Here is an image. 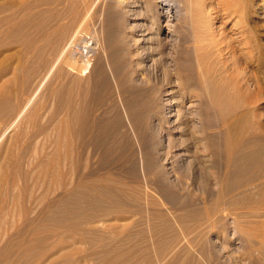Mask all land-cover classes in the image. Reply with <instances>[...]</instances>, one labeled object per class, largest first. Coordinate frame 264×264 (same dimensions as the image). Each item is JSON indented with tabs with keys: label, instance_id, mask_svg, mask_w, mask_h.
Returning <instances> with one entry per match:
<instances>
[{
	"label": "bare ground",
	"instance_id": "6f19581e",
	"mask_svg": "<svg viewBox=\"0 0 264 264\" xmlns=\"http://www.w3.org/2000/svg\"><path fill=\"white\" fill-rule=\"evenodd\" d=\"M163 1L166 0H149V7L145 5L140 6L142 8L141 10L140 8L137 9V14L133 15L134 21L137 19H143L144 22H136L132 25V28L130 29L133 31L135 39L133 42H129L128 44L122 43L121 35L123 31L120 25H118V21L116 19L117 17L109 12H105L106 14L104 15L105 18L103 28L106 30L107 35L103 45L101 46V53H103L102 57H104V63H108L112 74L117 79V83H119L117 90L119 95H123L124 97L122 100L128 111L126 113H128L130 120H132V124H137L136 126H141L142 124L149 126V122L153 120V118L156 120L159 118L154 115L156 107L153 97L155 94L171 96L169 98L177 97L179 99L181 96L183 99H189L198 96L197 90H199V88L202 90L204 98L196 104L197 110L195 112L188 113L187 115L185 114V118H183L185 119V124L183 123L184 126L182 128L178 127L179 131H181L178 134L180 138L177 140L170 139L171 136H169L166 148L163 150L165 153L162 152L163 154H161V160L168 162L169 159L172 158H169L172 150L177 147L182 148L180 152L185 153L184 157H186V162L189 158L191 159L190 169L193 171L194 176H203L206 178L202 187H206L208 189L212 186L215 187L221 192V199L224 198L225 201L219 205L216 204L217 206L215 205V207L212 206V209L204 207V210L191 211L187 210L188 208H185L184 211H187L181 215L178 213L171 214L172 212L159 211L151 213L150 210H147L146 207L148 205L146 206V204H149L150 206H158V202L155 200L156 198L148 193L150 186L149 183L146 182L148 181L147 178L146 181L144 179L143 183H128L121 178H118V176L116 177V175L114 176L110 173L103 175L97 174L88 169L89 160L91 159L90 155H92L89 154V152H87L84 156V166L82 168L83 171L80 176L81 178L78 176L80 180L73 177V175L75 176L76 174L74 173L76 163L72 162L74 154L69 150V141L72 140L73 142V138H75L73 136L76 134L79 136L80 140L81 137H84L88 133L92 134L96 132L97 126L94 124L89 125V122H86L88 119L83 121L85 120V103L86 101H89L86 100V98H88V92L91 88H89L90 85L87 86L88 84L86 82V86L85 84L83 86L81 85V77L89 73L88 70L91 66L92 55H89V57H86L87 55L82 56L83 54H78L75 49L77 42L80 40L79 35H81L82 30L87 23L86 19L89 18L87 16V10H89L90 6L87 0H71L68 10L70 18L69 22H66L67 24H65V26H62V24L60 26V23L63 20L62 18L65 16V11L62 10L60 13L58 12L62 18L60 17L61 19H59V26L57 28H54V24H52V22L50 23L52 27L47 23L50 27L49 29L54 28L53 30H56L60 28V30H56V32L51 34L48 32V34H43L45 29H47L43 23V21H45V16L37 15L30 20L35 26L34 36L21 33L19 42L23 47L29 46L30 44L38 45L37 43L41 42L39 43L41 45L33 51L35 52L33 60L35 64L33 62L31 63L34 65L40 64L43 67L38 68L40 67L39 65L36 70L34 67V70L32 72L30 71V73L26 72L27 69L24 70V68H22L20 85L22 87H27L32 77L37 78L39 74H43L44 70L46 72L34 88L30 99L20 111L18 110L19 112L14 116V118H12L6 127L4 134H2L4 136L12 128L16 126L19 127V125L23 124L29 115L27 114V111L31 108V105L35 103L40 93L44 90L45 92L49 91L53 96L51 98L54 99V103H52V105H54L53 107H55V110L53 112L51 111L52 114L56 116L57 111L59 112L60 110H64V123L69 130L68 133L63 135V138L66 139V150L68 151L65 155H67L69 159L72 158L70 160L72 163L67 164L69 165V171L67 172L69 175L67 174V176H71L79 182H77V184L74 183L70 177L67 181L68 183L66 182V185L64 184L62 187H58V190L61 188L63 190L62 193H65V195L59 197L57 200H51L52 202L49 201L50 203L47 207L44 204L43 207H45V209L42 208L44 209V212H39L42 214L40 219L38 217L36 219V216L35 218H30L29 216V218H27L25 216L27 219L24 224L20 223L23 225V228L21 227V229L18 230L19 233L17 234V237L22 238V234L24 233H27L32 237L39 234V232L41 233L42 230L47 232L50 231V234L51 232L52 234L55 233V231L59 228H66L68 231V228L73 225V228H80L84 238L89 239L91 243L95 245L94 253L97 255L101 254L103 258L101 264H211L212 259L214 258L213 256L217 255V250L215 249V241L217 239L214 241L215 246L213 243H209L211 247V251L209 252V250H207V237L214 234L220 224H225V221L229 216L233 219V222L232 220L230 221L234 223L233 225L235 226L236 233L245 234L247 236V238H245L248 241L249 248L256 256L254 260L257 261L258 264H264V237L259 235L261 234V229L255 226L254 222L255 218L260 220L264 219V140H248L245 142H239L232 139L238 131H236V129L242 127L244 124L251 126L254 123H263L264 121V85L261 83L263 80L261 81L255 75V70H253L250 66L252 64L249 65L242 62V58L239 55V52H241L239 51V47H242L245 43V37L248 35L242 27L243 22L241 14L240 12H234L232 10V1L234 0ZM26 6H28V4ZM88 6L89 8H87ZM45 8H48V4ZM79 8H82V10L79 11ZM116 8L117 7L115 6V9ZM249 9L250 8H248V10ZM21 11L23 13V10ZM56 11L54 13H57ZM49 13H51V11ZM54 13H51V18L56 15H54ZM24 14L25 13H23V15ZM9 15L10 14H8V16ZM47 17L48 16H46V18ZM164 18L167 19V21L164 22L165 24L163 23ZM249 23H251L250 20ZM20 25L21 29H24L26 27V22L24 21ZM1 31L3 30L1 29ZM157 39L159 40L158 45L156 42ZM2 42L3 41H1V44ZM245 44L244 46L246 47ZM167 46H171L172 49L169 53L165 51ZM262 52L264 53V51ZM246 54L248 58L253 59L252 54ZM255 55L256 54H254V56ZM53 56H55V58L52 60L51 57ZM100 56L101 54L98 55L99 58ZM101 60L102 59H99L98 61ZM167 60H170V69L172 70L171 73L168 72L169 74L166 72V75L163 69H161V66H165ZM213 60H218L219 64L214 63ZM62 63L65 66V70L62 67L59 68ZM139 64L143 65L141 69H138L137 67ZM167 65H169V63H167ZM154 75H156V77H154ZM163 75H169L170 78L175 77L177 80L176 85L171 88L168 86L170 88L169 90H162L160 85H163V83L161 84L160 82H162L161 79L163 78ZM142 76L146 77V79L142 78ZM134 77L144 79L142 87L136 88L132 85L126 87L128 81ZM165 82L167 83V81ZM171 84L172 83H170V85ZM163 86L166 87L165 85ZM6 100L7 101H5L2 105V109H0L1 119H4L2 118L3 115L6 114L9 117V115H11L10 113L15 111L14 103L7 98ZM51 102H53V100ZM177 102L178 101H176V103ZM38 103L39 101L36 102L35 108L38 106ZM176 103L174 101L173 104L175 105ZM53 107L51 106V108ZM178 110L180 111L181 109L179 108ZM178 110H170L165 113L167 115L171 114V116L172 113H176L178 115V113H181ZM31 112H34V109H32ZM238 113H240V115ZM194 119L198 120V123H196L198 124L196 130L191 129L192 126L189 127V124L193 122ZM104 121L105 116H100V122L103 123ZM84 122L88 125H84ZM76 126H78L77 131L79 133L76 131ZM134 128L136 129L138 127ZM263 128L264 127L261 126V129ZM139 130L140 129L138 128L137 131ZM146 132H148V130H146ZM149 138L150 137H148V140ZM140 139L142 140V138ZM145 141L146 140L144 139L143 142ZM150 142L151 141H149V144ZM147 157L148 156H146V158ZM147 163L145 167L146 173L151 172V163ZM79 164L80 163L78 162L77 165ZM181 169H183V167L180 168V170ZM162 171V175L164 176L168 174L167 172H169H164V170ZM172 172L179 174L176 167L173 168ZM79 174L80 173H78V175ZM166 176V179L164 180L167 182L163 180L164 184L169 182V175ZM209 176L215 178L214 183L209 182V179L210 181L212 179H207ZM67 178L68 177H66V179ZM57 179L54 180V183L56 181V183L59 184ZM161 184L159 185L161 186ZM51 192H53V190ZM55 192H53V195ZM40 200L41 203H43L42 199ZM161 203L163 202H160V204ZM38 205H40V203ZM36 211L33 210V212H31L32 215L35 214ZM113 212L117 214L130 215L132 218L136 216H139L140 218L136 221L134 220L121 232V236L123 235L122 241L116 243L113 242V245L110 247L108 246L109 244L103 245L102 241L112 239L116 236L98 234L91 229H87V227L89 224H95L105 220ZM71 219L77 220L75 223L72 221L74 224H70ZM247 219H254V221H247ZM155 220H158L159 223L151 225L150 223ZM262 221L264 223V220ZM146 222L149 223L148 228L143 227L144 223L145 225H148ZM187 222L193 223H190L189 225ZM174 223H180L179 225L184 223V226L179 229L180 227L176 228ZM244 224H248L250 227L253 225L252 227L254 232L251 231V234L247 232V228H244ZM256 225L258 224L256 223ZM254 226L257 227V229H254ZM10 229L8 232H11ZM255 230H260V233L257 231L258 235L255 234ZM15 237L16 236H14V238ZM25 237L26 235L23 238ZM12 240L15 241L14 239H11V241ZM67 240L69 239L67 238ZM12 243L13 242H11V244ZM27 244H25V246ZM13 246V248L16 249H14L13 252L17 253V250H23V248H21L22 246H17V244ZM11 247L12 245H9V248ZM6 249L7 247L0 250V255H2L1 257H3ZM31 252L29 251V253ZM13 254L16 255L15 253ZM34 256L33 254H30L25 259L33 261L35 260ZM7 259L4 258L5 261L2 263L12 264L7 261ZM35 262H37V260ZM64 264H67V262Z\"/></svg>",
	"mask_w": 264,
	"mask_h": 264
},
{
	"label": "rangeland",
	"instance_id": "374dc122",
	"mask_svg": "<svg viewBox=\"0 0 264 264\" xmlns=\"http://www.w3.org/2000/svg\"><path fill=\"white\" fill-rule=\"evenodd\" d=\"M70 1L71 0H40L39 2V0H0V7H1L0 8V15H1L0 16V31L1 29L3 30L0 32V44H1V41H3L2 44L0 45V65L2 64L0 67V109H2V105L4 104V102L7 101L6 98L8 100H11V102L14 103L15 105V111L13 113H10L11 115H9V117L5 114L2 117L4 119L0 118V231H1L0 232L1 234L0 235V250H3L5 249V247H7L6 252L3 254V257H1L2 255H0L1 264H3L2 262L5 261L4 258L5 259L8 258L9 260L7 259V261L11 262L12 264H16V263L17 264H23V263L24 264H64L66 262L67 264H99V263L101 264V261L103 260V258L101 254L97 255L94 253L95 245H93V243H91L89 239L84 238L80 228L78 227L73 228V225L72 227L68 228V231L66 228L64 229L59 228L58 230H56L57 233L55 231V233L52 234L51 232L50 234V231L47 232V231L42 230L41 233L39 232V234L34 235L32 237L31 235L27 233L22 234L23 235L22 238L17 237V234L19 233L18 230H20L21 227L23 228V225L21 224H24L27 218L29 217L35 218L36 216V219L37 217L40 219V217L42 216L41 213H43L44 212L43 210L45 209V207H43L44 204L47 207L48 204L50 203L49 201L57 200L59 197H62L65 195V193L64 194L62 193L63 190L61 188L58 190V187H62L64 184L66 185L68 183L67 181L71 177V176H67V174L69 175V173H67L69 171L68 169L69 165L67 164H71L72 162H75L76 167H75L74 173L76 174L75 176L73 175V177L75 179L81 178L80 176L83 171L82 168L84 166V156L87 152H89V154H92L90 155L91 159L89 160L88 169L92 170L93 172L97 174L103 175L106 173L107 174L110 173V174H113L114 176L116 175V177L118 176V178H121L122 180L128 183H138V182L143 183L144 179L145 181L148 179L149 182L146 181L147 183H149V186H150L148 193L151 194V196H153L154 198H156L155 200H157L158 202V206H150L149 204H146V206L148 205L146 207L147 210H150L151 213H155L159 211V212H170V213L172 212L171 214L178 213L179 215H181L187 210H191V211L199 210L200 211V210H204V207L208 209H212L213 208L212 206L215 207L216 204L219 205L223 203V201H225L224 198L221 199V192L218 191L215 187L212 186V187H209V189L206 187L205 188L202 187V184L206 180V178L203 176H200V177H197L196 175L194 176L193 171L190 169L191 159L189 158L188 159L189 161L187 160L186 162V159H185L186 157H184L185 153L180 152L182 148H179V147L174 148L171 154L169 155V158L170 157L172 158H170L168 162H164L161 160V154L165 153L163 150H165L166 148L167 142L169 140V136H171L170 139L177 140L178 138H180L178 134L181 131H179L178 127L182 128L184 126L185 119L183 118H185V114L187 115L188 113H192L197 110L196 104L202 101V99L204 98L202 90L199 88V90H197L198 96L189 98V99H186V98L183 99L181 96L180 97L178 96L179 99L177 97L169 98L171 96H163V95L155 94V96L153 97L155 107H156L154 110L155 111L154 115L157 118L158 117L159 118L161 117V118L160 119L158 118L157 120L153 118V120L149 122V126L147 125L145 126L144 124H142L141 126H136L137 124L134 123L135 125H133L132 124L133 122H131L132 120H130L128 113H126L128 111L122 100L124 99V97L123 95H119V92L117 90L118 85H119V83H117L118 82L117 79L112 74L108 63H106L107 65L104 63V60H103L104 57H102L103 53H101V46L103 45L106 35H107L106 30L103 28L104 18H105L104 15L107 12H109L117 17L116 19L118 21V25H120L123 31L121 35L122 43L128 44L129 42H133L135 39V35L133 31L130 29L132 28V25L136 22L137 23L144 22L143 19H137L134 21L133 15L137 14V11H138L137 9L139 8L140 10L142 9L140 6L147 5V7H149L148 5L149 0H90V1L87 0L89 2L90 8L89 6L87 7L89 8V10H87L88 11L87 16L89 18L87 17L88 19H86L87 20L86 22L89 24L86 23L85 25L84 23L85 27L83 25L84 28L82 30L81 35H79L80 40L77 42L75 49L78 54H81V55L83 54L82 56L87 55L86 57H89V55H92V62L90 66L91 69L89 68L88 70L89 73L81 77L82 79L81 85L83 86L85 84L86 86L88 84L87 86L90 85L89 88H91V90H89L88 92V98H86V100H89V101L88 102L86 101L85 103V108H86L84 111L85 120L83 121H86L88 119L86 122H89V125L94 124L95 126H97L96 127L97 131L92 134L88 133L84 137H81L80 140L77 134L73 136L75 137L73 138V142L72 140H70L69 145H68L69 150L74 154L72 162L70 161L72 158L69 159L67 155H65L68 153V151L66 150V147H67L66 139L63 138V135H65L69 131L64 123L65 112L64 110H60L59 112L57 111L56 116L52 114V112L55 110L54 109L55 107H53L54 105H52V103H54V99L51 98L53 96L50 94L49 91L45 92L44 90L40 93L35 103H33L31 105V108H29V110L27 111V114L29 115L27 116V119L25 120V122H23V124L19 125V127L16 126L12 128L9 132H7L3 136L4 131L6 130V127L8 126L12 118H14V116L22 109V107L30 99L34 88L40 82L41 78L44 76V73L46 72L44 70L43 74H39L40 76L38 75L37 78L32 77L27 87L26 86L22 87L20 85L21 76H22L21 75L22 68H24V70L27 69L26 72L30 73V71L32 72L34 70V67L36 70L37 67L40 65V64L39 65L36 64L37 66L34 65L35 63L33 62V60L35 57V52L33 51H35V49L41 45L39 44L41 42H39L37 43L38 45L30 44L29 45L30 47L29 46L23 47L19 42L20 35L21 33L22 34L24 33V34H28L29 36H32V35L34 36L35 26L30 20L37 15L45 16V21H43V23L47 29H45L43 34H48V33L51 34L53 32H56V30H60V28L56 30H53V29L59 26L58 25L59 19L62 18V16L59 15L61 10L65 11L64 13L65 16H63L62 18L63 20L61 21L60 26L61 24L62 26L63 25L65 26V24H67L66 22H69L70 16L68 14V10H69ZM166 1H163V2H166ZM248 1L251 3V5ZM27 4L28 6H26ZM47 4H48V8H45V6L47 7ZM53 4L55 5V7ZM232 5H233L232 10L234 12L235 11L240 12L241 17H242V22H243L242 27L244 28L245 33L248 34L245 37L246 44L244 43L246 47L244 46V44L242 45V47L240 46L241 48L239 47V51H241L239 52V55L242 58V62H244L245 64L253 65V66L252 65L250 66L252 67L253 70H255V73H256L255 75L261 81L263 80L261 83L264 85V53L262 52L264 51V0H245V1L244 0L243 1L234 0L232 1ZM115 6L117 7L116 9H115ZM247 7L250 9L248 10ZM21 10H23V13H25L24 15ZM78 10L81 11L82 8H79ZM50 11L51 13H54L55 11L59 13L58 14L54 13V15L55 14L56 15L53 16L52 17L53 19H52L51 13H49ZM14 13H17V14H14ZM8 14L10 15L8 16ZM245 15L248 16L249 18L246 17ZM46 16L48 17L46 18ZM66 17L68 18V20ZM49 18H51L52 20ZM163 20H164L163 23L167 21V19L165 18ZM244 20H245V23H244ZM249 20L251 23H249ZM24 21L26 22V25H25L26 27L24 29H21L20 24H22V22ZM51 22L52 24H54L53 25L54 28L49 29L50 27L48 25L52 27V25L50 24ZM18 30H19V33H18ZM156 42L158 45L159 40L157 39ZM242 49L244 52L242 51ZM171 50H172L171 46H167L165 51L169 53L171 52ZM246 53L252 54L253 59L248 58ZM100 54L101 56L99 58L98 55ZM254 54H256L255 55L256 57L254 56ZM51 58L53 60L55 56ZM255 58L257 61L255 60ZM99 59H102L103 61L102 60L98 61ZM31 62H33L34 64H32ZM213 62L219 64L218 60L217 61L213 60ZM167 63H169V65H167ZM256 64L258 68L256 67ZM139 65H137V67L138 69H141L143 65L142 64H139ZM41 67L43 66L40 65V67L38 68H41ZM61 67L63 69L65 68L63 63L60 65L59 68ZM170 68H171L170 60L166 61L165 66L164 65L161 66V69H163L165 74L166 72L167 74L171 73L172 69ZM166 75H163V78L161 79L162 82H160L161 84L163 83V85L167 87L166 88L163 85H160V87L164 91L166 89L169 90L171 87H173L177 83V80L175 77L170 78L169 75L168 76ZM154 77H156V75H154ZM142 78L146 79V77L144 76H142ZM142 78H137V77L132 78L131 80L128 81L126 87H128L129 85H132L136 88L142 87L144 83V79ZM164 79L165 81H167V83L164 81ZM170 83L172 84L170 85ZM52 100L53 102H51ZM38 101H39L38 106L35 108L36 106L35 104ZM174 101L175 103L176 101L178 102L174 105L173 104ZM169 104H170V107H169ZM51 106L53 108H51ZM177 108L178 109L180 108L181 110L179 111ZM32 109H34V112H31ZM175 109L181 113H178V115L176 113H172L173 117L171 116V114L167 115L165 113L166 111L175 110ZM86 114L88 118L86 117ZM238 114L240 115V113ZM100 116L101 117L105 116V121L103 123L100 122ZM86 122H84L83 124L88 125L86 124ZM196 123H198V120L194 119L193 122L189 124V127L192 126L191 129L196 130L198 126V124ZM263 124H264V121L263 123L262 122L254 123L251 126L244 124L242 127L236 129V131L238 130L239 132L237 131V133L234 135L232 139L237 140L239 142H245L248 140H264V130H263L264 128L261 129V126L264 127ZM76 127L75 128L77 131L78 126ZM134 127H138L140 130L137 131L138 128L135 129ZM146 130H148V132H146ZM77 133L79 132L77 131ZM153 136L155 137V139ZM148 137H150L149 140H148ZM140 138H142V140ZM144 139L146 140L145 142H143ZM149 141H151L150 144H149ZM145 154L146 156H148L147 158ZM146 161L149 162V164L150 163L152 164V165L150 164L151 172H148V173L145 172V169H146L145 167L148 164ZM78 162L80 163L79 165H77ZM174 167L177 168V170L179 171V174H175V172H172ZM182 167L183 169H181L182 170L181 171L180 168ZM162 170H164V172L169 171L167 172L168 174H166V175H169L168 177L169 182L167 184L163 183L164 181L165 182L167 181L164 180L166 179L165 178L166 175L165 176L162 175V172H163ZM78 173L80 174L78 175ZM2 177L3 178L5 177V178L3 179ZM66 177L68 178L66 179ZM73 177H71V180H73V182L77 184V182L79 181L73 179ZM209 178L213 179L214 177L209 176L207 179ZM56 179L58 180L59 184L56 183V181L54 183V180ZM212 179L211 181L209 179V182L214 183L215 178L213 179V181ZM53 183L55 184V186ZM151 184L152 185L154 184V185L152 186ZM159 184H161V186ZM52 190L53 192L56 191L57 193L55 192L53 195V192H51ZM40 199H42L43 203H41ZM159 200L160 202H163V203L160 204ZM39 203L41 206L38 205ZM185 208H188V209L184 211ZM33 210L36 211V213L32 215L31 212H33ZM20 216L22 217V219ZM139 218H140L139 216L132 218L130 215L117 214L113 212L105 220L101 222H97L95 224H89L87 229H91L97 232L98 234L116 236L114 238L115 239L117 238L116 239L117 241L114 238H112L113 240L107 239L105 241L104 240L102 241L103 245L109 244L108 246L111 247L113 245L112 244L113 242L116 243V242L122 241L123 235L121 236V232L125 228H127L129 224H131L134 220L136 221ZM227 219L225 221V224L222 223L218 226V229L214 232V234L210 235L211 237L210 236L207 237V241H208L207 250H209V252L211 251V247L209 243L211 244L213 243L214 245V243L216 242L215 249L217 250V255L213 256L214 258L212 259L211 264H253V263L258 264V262L254 260L256 256L253 254V251L249 248V244L246 239L247 236L241 233L237 234L235 230V226L233 225L234 223H232L233 222L232 217L230 218L228 216ZM76 220L77 219H71L70 224H74ZM230 220H232V222ZM262 220L264 219L260 220V219L255 218V221L254 219L252 220L247 219V221L255 222V226L261 229V234L259 235L264 237L263 235L264 234V226H263L264 223ZM72 221H74V223ZM157 223H159L158 220L157 221L155 220V221H152L150 224L155 225ZM190 223H193V222H189L188 224L190 225ZM256 223L260 227L256 225ZM260 223L261 224L263 223V224L261 225ZM146 224L148 225H145V223L144 225L142 224L144 228H148L149 223L146 222ZM179 224L174 223V226L176 228L180 227L179 229H181L184 226V223L183 224L181 223V225ZM251 227L248 224L246 225L244 224V228L245 229L247 228L246 231L249 232L250 234H251V231L254 232L253 227L252 228ZM257 227H255L254 229H257ZM9 229L11 230V232H8ZM255 231H256L255 234L257 235H258V232L260 233V230H255ZM6 233H7V236H6ZM25 235L26 237L23 238ZM27 235H29L30 238ZM14 236L16 237L14 238ZM67 238L69 240H67ZM11 239H14L15 241L18 240V241L16 242L13 240L11 241ZM216 239L218 240V242ZM11 242H13L14 244L13 243L11 244ZM23 243L25 244L28 243L29 245L27 244L25 246V244ZM16 244L17 246L19 245L20 247L22 246L21 248H23V250L20 249L21 251L17 250L18 254L16 252H13L15 249L13 248L14 247L13 245H16ZM9 245L10 246L12 245V247L9 248ZM30 245L32 248L30 247ZM29 251L30 252L32 251V252L29 253ZM13 253H15L16 255H14ZM30 254H33V256L35 255L34 256L35 260L30 261L28 259H25ZM244 254L246 257L244 256ZM36 260L37 262H35Z\"/></svg>",
	"mask_w": 264,
	"mask_h": 264
}]
</instances>
